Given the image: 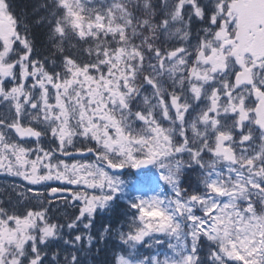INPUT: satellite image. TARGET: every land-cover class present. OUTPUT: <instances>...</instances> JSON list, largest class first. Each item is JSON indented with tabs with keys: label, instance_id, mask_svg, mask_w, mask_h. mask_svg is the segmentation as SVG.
Returning <instances> with one entry per match:
<instances>
[{
	"label": "snow or ice",
	"instance_id": "obj_1",
	"mask_svg": "<svg viewBox=\"0 0 264 264\" xmlns=\"http://www.w3.org/2000/svg\"><path fill=\"white\" fill-rule=\"evenodd\" d=\"M0 264H264V0H0Z\"/></svg>",
	"mask_w": 264,
	"mask_h": 264
}]
</instances>
